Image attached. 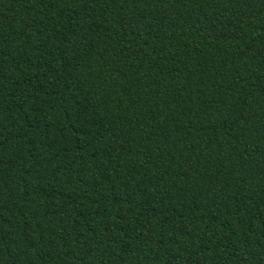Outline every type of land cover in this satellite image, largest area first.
<instances>
[{
	"label": "trees",
	"instance_id": "trees-1",
	"mask_svg": "<svg viewBox=\"0 0 264 264\" xmlns=\"http://www.w3.org/2000/svg\"><path fill=\"white\" fill-rule=\"evenodd\" d=\"M0 264H264V0H0Z\"/></svg>",
	"mask_w": 264,
	"mask_h": 264
}]
</instances>
